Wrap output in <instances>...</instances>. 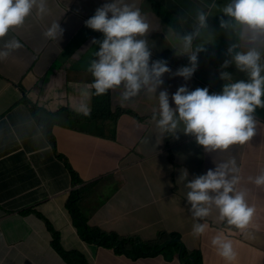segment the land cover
I'll return each instance as SVG.
<instances>
[{
	"label": "crops",
	"instance_id": "crops-1",
	"mask_svg": "<svg viewBox=\"0 0 264 264\" xmlns=\"http://www.w3.org/2000/svg\"><path fill=\"white\" fill-rule=\"evenodd\" d=\"M226 2L137 0L155 29L147 37L152 58H166L173 73L188 64V59L174 54L173 41L166 38L169 28L175 24L177 32L191 33L196 27L197 9L213 12L208 18V32L213 40H208L204 30L198 41L193 39L194 45L203 44L206 49L198 53V69L193 77L185 81L165 74L163 78L162 88L169 91L170 105L174 106L171 93L182 84L190 90L207 87L210 92H219L225 83L219 78L220 71L230 72L233 79H246L234 65L221 68L223 61L230 59L227 49L232 40L231 34L219 26L223 14L217 8ZM81 6L77 0H48L46 16H32L9 34L18 38L23 47L0 60V264H70L56 251L48 223L37 212L60 232L66 251L84 253L92 264H193L192 258L195 264H227L211 244V237L217 232L233 241V264H264V186H256L248 179L264 171V109H257V134L249 143L215 153L205 152L194 137L182 133H178V138L164 137L170 141L164 142L163 138L159 143L153 122L158 101L143 91L124 101L120 96L122 89L113 90L112 111H124L110 140L103 138L111 137L112 132L98 130L104 120L98 119L95 127L88 119L78 117L75 120L79 124L70 123L74 119L71 110L86 113L92 107L95 90L88 84L87 68L98 48L92 40L103 39L83 27ZM71 8L76 12H71ZM165 14L173 16L171 24L163 17ZM53 20H59L65 30L57 42L43 35ZM3 43L0 40V46ZM140 117L151 119L142 122L137 119ZM231 157L240 166L239 187L256 208L253 220L246 229L239 230L217 220L218 213L213 209L206 218L209 229L194 235V219L186 204L187 189L178 181L180 170L186 168L191 179L213 168L214 160L219 163ZM67 163H74L85 181L80 187V209L91 229L137 235L140 242L109 247L101 242L85 240L83 246L80 241L65 240L67 231H81L79 220L68 207L74 182ZM112 175L118 176V182L108 187L105 181ZM114 192L115 199L108 200L107 194ZM94 212L99 213L95 219ZM161 233L181 236L176 241H182V250L187 246L191 255L183 261L177 250L163 251L167 246L155 245L147 251V245L157 242Z\"/></svg>",
	"mask_w": 264,
	"mask_h": 264
},
{
	"label": "clouds",
	"instance_id": "clouds-1",
	"mask_svg": "<svg viewBox=\"0 0 264 264\" xmlns=\"http://www.w3.org/2000/svg\"><path fill=\"white\" fill-rule=\"evenodd\" d=\"M77 1L82 3L79 17L85 21L83 27L94 31L99 38L103 36V39L92 40V44L98 45V48H95L94 58L87 68L94 78L88 83L95 90L92 107L86 113L71 110L74 116L72 122L79 124L75 119L84 118L95 127L98 119L117 121L124 109L118 108L115 113L112 111V92L120 88V96L124 101L136 97L142 91L155 96L158 105L153 113V122L158 130L159 143L164 137L178 138V133H182L194 137L205 152L215 153L228 152L233 146L245 145L256 136L259 123L257 109H264V0H227L222 7L217 8L223 14L219 19L220 28L230 33L236 41L228 47L227 56L230 59H225L221 68L227 69L234 65L246 75V79H233L230 72L220 71L219 78L225 83L219 92H210L207 87L190 90L186 84H182L171 93L174 106L170 105L169 91L162 88L163 78L165 74L181 77L185 81L193 77L198 69V53L206 50L203 44L194 45L193 39L201 34V30L208 32V18L213 12L197 9L196 27L191 33L177 32L175 24L169 28L166 38L173 41L174 54L188 59V64L180 66L173 73L166 58H152V45L147 37L155 29L137 0ZM213 7H216L215 4ZM70 10L76 12V9ZM47 14L48 0H0V40L4 41L0 46V60L23 47L18 38L9 37L13 29L24 26L32 16L43 18ZM64 31L59 20H53L43 35L57 42L63 38ZM208 40H213L210 32ZM99 95L102 96L101 100L97 99ZM104 111L108 114L104 115ZM142 118L137 119L142 122L151 119ZM213 163V168L191 179L188 170L182 168L178 177V181L183 182L187 189L186 204L194 219L192 233L197 236L209 229L206 218L212 215L213 209L218 213L217 220L226 221L239 230L246 229L256 213L246 191L239 187L242 176L235 157L219 163L214 160ZM73 164L67 166L74 182L68 207L78 221L80 217L72 211L71 202L76 201V194L81 197L80 187L85 181ZM248 179L256 186H264V171ZM37 214L46 220L54 238L51 231L57 229L43 214ZM100 234L99 242L109 247L122 242L130 243L114 232L103 231ZM109 235H115L112 245L103 239ZM211 244L227 264H233L236 251L228 236L217 232L211 237Z\"/></svg>",
	"mask_w": 264,
	"mask_h": 264
},
{
	"label": "trees",
	"instance_id": "trees-1",
	"mask_svg": "<svg viewBox=\"0 0 264 264\" xmlns=\"http://www.w3.org/2000/svg\"><path fill=\"white\" fill-rule=\"evenodd\" d=\"M163 17L168 18L169 21L167 23H171L172 20L174 19L172 15H168L165 14L163 15ZM98 100L102 99V96L99 95V97L97 98ZM100 105V104H98ZM97 114H95L94 116H96ZM141 119H143L142 117H140ZM61 157H64V155H61ZM68 167L70 166L68 163L66 164ZM76 201L71 202V209L72 211H74V213H77V215L80 217L79 220V226L81 228L80 233L82 232L83 236L85 237L86 241L91 242V243H97L99 242L100 238H101V234L103 233V231H99L100 229L97 228L95 230H92L90 225L88 224V219L87 217L82 213L81 209H80V204H79V200L81 199V197L79 196V194H76L75 196ZM54 234V238H53V244L56 248V250L58 252H60V254H62L67 260H73V261H77L78 262V256H82L84 259V262L82 264H92L90 263V261L88 260V258H86V255L84 256V253H80V252H75V251H66L64 249L63 246V242H62V238H61V234L59 231L57 230H52L51 231ZM167 236L168 239L165 241L164 237ZM106 238H109L107 241L104 240L105 242H108L112 245V243H114L115 240V235H109ZM180 237H177L176 235L170 236L167 233H161L158 236V241L154 242L152 245H147V250L149 251V249L153 248L155 245L159 248H164V246H167L164 251L168 250L171 252H175L176 250L181 254V259L184 261V259H186L187 257H189L191 255V250H189L187 248V246H185V249L182 250V241L181 242H177L176 240H180ZM138 241L140 242L141 239H138ZM123 250V248H122ZM146 254H143V256H145ZM76 259V260H74ZM193 262V264H195V262L193 261V258L190 260V263ZM79 264V263H77Z\"/></svg>",
	"mask_w": 264,
	"mask_h": 264
},
{
	"label": "rangeland",
	"instance_id": "rangeland-1",
	"mask_svg": "<svg viewBox=\"0 0 264 264\" xmlns=\"http://www.w3.org/2000/svg\"><path fill=\"white\" fill-rule=\"evenodd\" d=\"M225 4V3H224ZM150 10H151V7H150ZM172 23V22H171ZM171 23H168V24H171ZM200 36V35H199ZM199 36H196V37H194V39L196 40V41H198L197 39L199 38ZM231 43L230 44H232L233 42H236L235 41V38L234 37H232V40L230 41ZM170 54H172L173 55V53H171L170 52ZM94 58V55L93 56H91L90 57V60L91 59H93ZM88 75H89V82H92L93 81V76L91 75V73L90 72H88ZM209 91H210V89H209ZM134 121V120H133ZM136 122H137V120H136ZM70 123H74V122H72V120H70ZM117 125H118V121H116V120H111V121H108V119H105L104 121H103V123L98 127V130H100V132L101 133H109V132H112V135H111V137L109 136V135H106L105 136V138H103L104 140L105 139H107V140H110L112 137H114V132L117 130ZM103 140V141H104ZM240 159V158H239ZM116 182H118V176H116V175H112L110 178H107L106 179V181H105V183H106V185L108 186V187H111L114 183H116ZM119 186L120 187H122L123 186V183H120L119 184ZM156 194L158 193L159 194V191L158 190H153ZM117 192H114V193H111V194H107L108 195V200H110V199H112L113 197H115V194H116ZM115 198H113L112 200H114ZM111 200V201H112ZM99 213H97V212H94L93 213V216H92V218L93 219H95V217L98 215ZM32 221H33V219H31V223H32ZM42 232V230H40L39 231V233H41ZM115 233V232H114ZM116 234V236H118V237H122L123 239H126L128 242H130V243H134V242H136V240H138L137 239V235H136V237H134L133 235H127V236H124V235H121V234H118V233H115ZM69 238H71V239H73L74 241H80V243L83 245V246H85V244H86V242H85V237L83 236V234H82V232L81 233H78L77 231H75V230H69V231H67V235H66V238H65V240L67 241ZM41 239H45L46 240V238L45 237H43V236H41ZM103 239H105L106 241L109 239V238H103ZM88 246H92V245H90V244H88ZM85 251H87V249H85ZM85 251H83V252H85ZM204 257V256H203ZM74 260H76V259H74ZM70 262V264H76V263H79V264H82L83 262H84V259H83V257L80 255V256H78V262L76 261V263H75V261H73V260H70L69 261Z\"/></svg>",
	"mask_w": 264,
	"mask_h": 264
}]
</instances>
